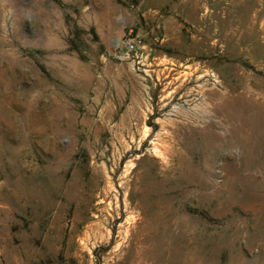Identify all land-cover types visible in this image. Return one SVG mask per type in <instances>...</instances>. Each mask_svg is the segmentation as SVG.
I'll return each instance as SVG.
<instances>
[{"label":"rangeland","instance_id":"374dc122","mask_svg":"<svg viewBox=\"0 0 264 264\" xmlns=\"http://www.w3.org/2000/svg\"><path fill=\"white\" fill-rule=\"evenodd\" d=\"M47 262L264 264V0H0V264Z\"/></svg>","mask_w":264,"mask_h":264},{"label":"bare ground","instance_id":"6f19581e","mask_svg":"<svg viewBox=\"0 0 264 264\" xmlns=\"http://www.w3.org/2000/svg\"><path fill=\"white\" fill-rule=\"evenodd\" d=\"M173 82H174L173 80H170L167 84H168V85H171ZM229 108H230V107H229ZM224 110H225V109H224ZM134 113H136V112H134ZM131 114H132V113H131ZM137 116H138V115H137ZM133 136H134V135H133ZM156 138H157V140H158V137H156ZM154 140H155V139H154ZM139 142H140V141H139ZM140 143H141V142H140ZM153 143H154V142H153ZM156 144H157V143H156ZM159 144H161V143H159ZM139 145H140V144H139ZM154 146H155L156 149L159 148V147H157V145H154ZM158 146H160V145H158ZM136 147H137V146H136ZM160 150H161V149H160ZM160 150L157 149V151H160ZM155 151H156V150H155ZM157 151H156V152H157ZM154 153H155V152H154ZM157 153H158V152H157ZM159 154H160V153H159ZM132 165H133V164H132ZM132 167H133V166H132ZM132 167H131V168H132ZM125 170L128 171V170H129V167H126ZM125 173H126V172H125ZM129 174H130V173H129ZM134 175H135V174H134ZM129 176H130V175H129ZM135 179H136V176H135V178H134V176H133V179H132L133 183L137 180V179H136V180H135ZM131 186H132V185H131ZM109 188H110V187H109ZM127 188H128V187H127ZM129 193H130V192H129ZM106 194H107V193H106ZM133 198H134V196H133L132 194H129L128 199L132 200ZM125 200H126V199H125ZM133 200H134V199H133ZM133 200H132V201H133ZM126 202H127V201H126ZM126 202H125V203H126ZM129 202H130V201H129ZM130 203H131V202H130ZM132 203H133V202H132ZM127 204H128V203H127ZM134 204H135V202H134ZM136 204H137V203H136ZM136 204H135V205H136ZM128 205H129V204H128ZM131 205H132V204H131ZM106 206H107V205H106ZM118 207H119V206H118ZM127 207H128V206H127ZM137 208H138V207H137ZM137 210H138V209H137ZM105 211H106V210H105ZM130 211H131V210H130ZM138 211H139V210H138ZM132 213H134V212H132ZM128 214H130V213H128ZM140 215H142V214H140ZM133 216H134V215H133ZM133 216H131V215H130V216H127V217H126V221L129 222V223L134 224V217H133ZM135 219H136V218H135ZM100 220H101V219H100ZM135 221H136V220H135ZM136 223H138V222H136ZM101 224H102V223H101ZM125 224H126V222H125ZM101 226H102V225H101ZM130 226L132 227V225H130ZM93 227H94V226H93ZM87 228L89 229V227H87ZM123 228H124V226H123ZM92 229H93V228H92ZM92 229H91V230H92ZM132 229H133V228H132ZM93 230H94V229H93ZM93 230H92V231H93ZM133 230H134V229H133ZM133 230H132V232H133ZM98 231H99V230H98ZM119 231H120V230H119ZM90 232H91V231H90ZM132 232H131V233H132ZM88 233H89V232H88ZM91 233H92V232H91ZM97 233H99V232H97ZM124 233H125V234H124V238L129 237V236L131 235V233H129L130 235H128V230H127V229H125ZM93 234H94V233H93ZM122 234H123V233H122ZM122 234H121V235H122ZM135 234H136V232H135ZM96 236H97V234H96ZM135 237H137V236H135ZM135 237H134V238H135ZM138 238H139V237H138ZM140 238H141V237H140ZM140 238H139V239H140ZM128 239H129V238H128ZM132 239H133V235H132V237L130 238V240H132ZM130 240H129V241H130ZM133 240H134V239H133ZM135 240H136V239H135ZM137 240H138V239H137ZM140 240H142V239H140ZM123 243H124V242H123ZM136 243H137V242H136ZM136 243H135V244H136ZM139 243H140V242H139ZM132 244H133V243H132ZM141 244H142V243H141ZM141 244H139V246H141ZM147 244H148V243H147ZM121 245H122V244H121ZM136 245H137V244H136ZM144 245H145V244H144ZM127 246H128V245H127ZM130 246H131V245H130ZM125 247H126V246H125ZM132 247H133V246H132ZM128 249H129V248H128ZM153 249H155V248H153ZM137 250H138V249H137ZM142 250H143V249H142ZM146 250H147V248H146ZM146 250H144V251H146ZM139 251H140V249H139ZM139 251H138V252H139ZM153 251H154V250H153ZM127 252H128V251H127ZM138 252H137V253H138ZM148 253H150V252H148ZM145 254H146V252H145ZM145 254H144V255H145ZM140 255H142V254L140 253ZM149 255H150L151 259H152V252H151V254H149ZM147 256H148V255H147ZM147 256H146V257H147ZM137 257H138V256H137ZM146 257H144V258H146ZM150 257H149V258H150ZM133 259H134V261H135V258H132L131 260H133ZM138 259H139V258H138ZM140 259H141V258H140ZM142 259H143V258H142ZM151 259H150V260H151ZM153 259H154V258H153ZM153 259H152V261H153ZM131 260H130V261H131ZM150 260H149V261H150ZM146 261H147V260H146ZM147 262H148V261H147ZM154 262H155V261H154ZM129 263H130V262H129ZM132 263H133V262H131V264H132ZM133 264H134V263H133Z\"/></svg>","mask_w":264,"mask_h":264},{"label":"crops","instance_id":"0c3cea01","mask_svg":"<svg viewBox=\"0 0 264 264\" xmlns=\"http://www.w3.org/2000/svg\"><path fill=\"white\" fill-rule=\"evenodd\" d=\"M43 264H65V263H61V262H47V263H43Z\"/></svg>","mask_w":264,"mask_h":264}]
</instances>
